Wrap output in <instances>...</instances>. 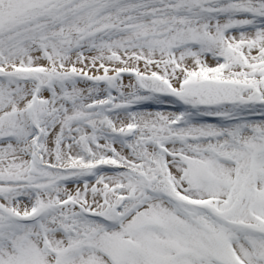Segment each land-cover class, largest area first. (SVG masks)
<instances>
[{
    "label": "snow or ice",
    "instance_id": "snow-or-ice-1",
    "mask_svg": "<svg viewBox=\"0 0 264 264\" xmlns=\"http://www.w3.org/2000/svg\"><path fill=\"white\" fill-rule=\"evenodd\" d=\"M0 264H264V0H0Z\"/></svg>",
    "mask_w": 264,
    "mask_h": 264
}]
</instances>
